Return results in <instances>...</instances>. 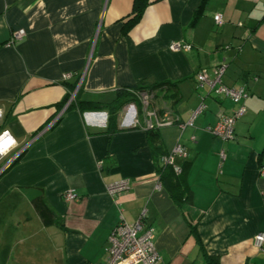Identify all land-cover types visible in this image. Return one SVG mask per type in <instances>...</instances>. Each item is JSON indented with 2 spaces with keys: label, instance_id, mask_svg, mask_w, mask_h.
<instances>
[{
  "label": "crops",
  "instance_id": "crops-1",
  "mask_svg": "<svg viewBox=\"0 0 264 264\" xmlns=\"http://www.w3.org/2000/svg\"><path fill=\"white\" fill-rule=\"evenodd\" d=\"M133 1L0 0V133L16 142L0 157V264H102L111 229L140 214L163 264H264V243L253 241L264 233V0H149L125 33ZM17 29L25 34L7 45ZM172 41L191 49L171 51ZM221 63L223 83L247 93L227 141L205 128L238 105L195 86L199 70L211 75ZM165 81L151 100L168 116L154 144L136 96L112 125L107 109L69 107ZM177 143L186 157L164 163ZM120 180L128 189L108 194ZM69 188L76 200H65ZM38 197L54 223H42Z\"/></svg>",
  "mask_w": 264,
  "mask_h": 264
},
{
  "label": "built area",
  "instance_id": "built-area-1",
  "mask_svg": "<svg viewBox=\"0 0 264 264\" xmlns=\"http://www.w3.org/2000/svg\"><path fill=\"white\" fill-rule=\"evenodd\" d=\"M214 20L216 24H221L222 22L219 14L214 16ZM24 34V29H17L13 31L7 45L12 44L14 40L20 38ZM168 48L171 51H188L191 49V46L181 41H172L169 43ZM225 69L226 64L221 63L215 67L211 75H209L206 70H199L195 74V86L197 89H202L205 85H207L211 91H214L215 94L222 95L228 98L232 103L238 105L237 108L229 114H219L216 123L205 128L207 132L223 141L234 138V125L246 111L243 100L247 97L245 87L242 84L228 86L223 83L222 76L225 73ZM68 76L69 74L65 75V77ZM136 95L141 103V107L140 109L138 107V111L142 114L143 125H145L147 129L159 128L163 122L168 120L167 113L160 116L158 111L151 107L152 94L139 91ZM71 99H73V95H71L70 100ZM204 107L205 105L201 102L192 111L190 119L181 125V128L183 129L186 124L192 125L193 118L201 113L204 110ZM5 132L8 133L7 130H3L0 133V136H2ZM220 153L221 156H223V151ZM3 155H0V157ZM174 155L186 157L185 148L177 143L173 148L172 153L163 156V162L173 165ZM9 163L10 161L7 162V165ZM3 168H1V170ZM173 171L178 174L181 169L178 166H173ZM259 174L264 176V164L259 167ZM127 189V180H120L106 186V192L108 194H118L126 191ZM64 198L69 201L76 200L78 195L74 189L69 188L65 190ZM143 218L144 215L140 214L134 223L128 224L122 221L111 229L106 239V246L104 248L105 257L102 264H163L155 247L154 229L152 226L144 224ZM253 241L255 247L262 250L264 233H257L254 236Z\"/></svg>",
  "mask_w": 264,
  "mask_h": 264
},
{
  "label": "trees",
  "instance_id": "trees-1",
  "mask_svg": "<svg viewBox=\"0 0 264 264\" xmlns=\"http://www.w3.org/2000/svg\"><path fill=\"white\" fill-rule=\"evenodd\" d=\"M149 4V0H134L133 1V8L130 16L127 17V19L123 23V32H127L129 29H131L137 22L140 20L144 9ZM168 82H153V83H141L140 85H137L136 89L139 91L147 92L149 94H152L153 98L154 96H159V93H163L165 91L164 87L168 86ZM70 94H67V96L63 99V101L59 104L60 106L63 105ZM134 95L137 97L136 94L130 93V92H123L117 99L114 100V102L110 103H103L97 100H91V101H79L77 98L73 100V102L69 105L70 108H77L79 110H93V109H107L108 110V119H109V125H112L113 120L115 119V115L119 109V107L126 101L131 100L130 96ZM162 96V95H161ZM138 99V98H137ZM164 110L161 109V112ZM148 139L149 141L154 144L156 143L157 139V128L149 129L148 130ZM156 150H160V145L155 146ZM14 162V161H13ZM10 167V166H9ZM6 170V169H5ZM4 170V171H5ZM3 171V172H4ZM159 172H161L162 176H169L171 173H168L165 166L159 169ZM172 172V170H171ZM174 175V174H173ZM179 175H176L174 178L173 186L174 187H181V181L179 180ZM33 207L38 214V216L41 218V221L45 225H49L54 223V214L52 210L46 205L43 198L38 197L35 200H33ZM9 245V244H8ZM8 245H5L4 250H7L3 252V254H7L8 252ZM208 260L210 264H217V261L214 257H208Z\"/></svg>",
  "mask_w": 264,
  "mask_h": 264
},
{
  "label": "clouds",
  "instance_id": "clouds-1",
  "mask_svg": "<svg viewBox=\"0 0 264 264\" xmlns=\"http://www.w3.org/2000/svg\"><path fill=\"white\" fill-rule=\"evenodd\" d=\"M14 138L5 132L0 136V155L5 154L11 147L15 145Z\"/></svg>",
  "mask_w": 264,
  "mask_h": 264
},
{
  "label": "rangeland",
  "instance_id": "rangeland-1",
  "mask_svg": "<svg viewBox=\"0 0 264 264\" xmlns=\"http://www.w3.org/2000/svg\"><path fill=\"white\" fill-rule=\"evenodd\" d=\"M134 97H135V95H134ZM156 104H157V100H156Z\"/></svg>",
  "mask_w": 264,
  "mask_h": 264
},
{
  "label": "water",
  "instance_id": "water-1",
  "mask_svg": "<svg viewBox=\"0 0 264 264\" xmlns=\"http://www.w3.org/2000/svg\"><path fill=\"white\" fill-rule=\"evenodd\" d=\"M3 171V169L0 171V173Z\"/></svg>",
  "mask_w": 264,
  "mask_h": 264
}]
</instances>
